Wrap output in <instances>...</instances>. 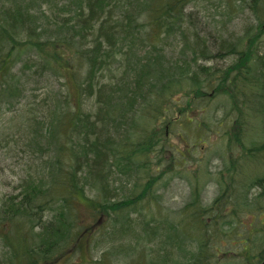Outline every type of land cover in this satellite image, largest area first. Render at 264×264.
I'll return each mask as SVG.
<instances>
[{
	"label": "trees",
	"instance_id": "trees-1",
	"mask_svg": "<svg viewBox=\"0 0 264 264\" xmlns=\"http://www.w3.org/2000/svg\"><path fill=\"white\" fill-rule=\"evenodd\" d=\"M190 1L0 0V109L13 108L48 72L64 79L67 92L55 96L42 121L32 116L26 144L46 157L19 179L14 195L0 198V264H59L98 245L103 250L92 264L127 255L136 264H166L159 246L144 243L180 250L185 237L196 246L184 264L214 263L228 236L241 259L258 264L264 257V0H241L240 11L248 8L253 20L237 33L222 24L213 45L185 13ZM173 37L189 57L167 56L164 43ZM212 58L230 62L222 69L198 64ZM182 85L193 93L191 105L213 87L234 116L218 195L202 205L195 182L177 221L165 228L150 212L159 175H149L147 158L164 148L177 123L191 121L174 98ZM87 98L92 109L83 107ZM129 171L136 179L114 199Z\"/></svg>",
	"mask_w": 264,
	"mask_h": 264
},
{
	"label": "rangeland",
	"instance_id": "rangeland-1",
	"mask_svg": "<svg viewBox=\"0 0 264 264\" xmlns=\"http://www.w3.org/2000/svg\"><path fill=\"white\" fill-rule=\"evenodd\" d=\"M233 3L239 6L233 7ZM241 3V0H191L185 8V13L189 15L196 29L206 36L208 45H213L222 24H226L228 30L237 33L241 30L245 20H253V17L247 12L248 8L245 7L241 10L243 12L240 11V6L243 7ZM163 48L171 60L178 59L184 51L179 40L175 37L167 39ZM212 49L210 47V50ZM139 53H142V51ZM185 53L189 57L190 54L187 51ZM229 62L230 59L212 58L210 61H200L198 64H207L222 69ZM27 73L31 74L30 72ZM70 74L71 71L64 72L66 76L65 84L68 90L71 91V99H75L74 80ZM62 81L64 82L62 77L57 78L48 72L46 77L38 78L32 82L31 86L33 87H28L25 98L19 99L17 103L15 102L13 108L7 110L1 107L0 198L6 194L14 195L18 191L19 179L28 171H32L46 157V154L34 152L26 144V141L29 138L30 127H34L35 124L32 116H36L38 122L42 121V116L46 113L47 107L54 105L55 96H60V99H62L64 95H67L66 87L62 84ZM32 88L33 92H31ZM205 90L206 98L194 99L192 105L188 103L193 93L188 94L189 90L186 85H182V88L174 94L177 105L182 107L181 109L187 110L184 115L190 118L191 121L182 120L185 122L182 124L177 123L175 128L166 134L164 148L162 150L157 148L147 158L151 168L149 175H159L154 186L155 192H153L155 202L152 203L150 212L158 214L161 219L160 224L165 228H169L171 223L177 221L182 207L191 199L195 182L198 183L202 205H209L220 191V185L217 184L216 179L218 172L226 165L225 132L234 114L229 111V102L225 95L218 94L214 96L213 87ZM92 103V98L85 99L83 102L84 109H92ZM29 104L32 105L31 109L32 107L33 109L27 112ZM36 106L38 108L35 110ZM189 106H191L190 110H188ZM199 123L202 126L201 130H197ZM199 135L202 138L195 142ZM142 159L146 158L142 157ZM157 161L160 162L158 166H155ZM135 179L136 177L132 175L131 171L123 173L121 183L117 182L115 185L114 199L121 198L127 191L126 188ZM88 193L91 197L94 196L93 191ZM145 212H148V210ZM82 215L84 216L83 222L90 223L88 215ZM252 219L253 216L249 215L244 219L242 218L246 228H249L248 225ZM98 221L102 222V218H99ZM226 229L224 228V230ZM227 239L223 251L221 247L222 252L220 251L217 254V258L214 257L216 261L212 264H251L252 262H247L238 256L239 246L237 242L231 239L230 236ZM182 241V249L180 250L174 245L160 247L154 241L144 243V247L147 249L159 246L157 257L164 262L163 254L167 255L166 264H184L185 258H188L189 253L194 251L196 242L189 238L186 239V237ZM225 249L232 250L227 254L228 259H224L226 257ZM102 250V245L88 249L87 252L83 248L59 264H92L90 261L96 259ZM234 251H237V253ZM123 258L112 264H136L132 255Z\"/></svg>",
	"mask_w": 264,
	"mask_h": 264
},
{
	"label": "water",
	"instance_id": "water-1",
	"mask_svg": "<svg viewBox=\"0 0 264 264\" xmlns=\"http://www.w3.org/2000/svg\"><path fill=\"white\" fill-rule=\"evenodd\" d=\"M259 264H264V258L260 261Z\"/></svg>",
	"mask_w": 264,
	"mask_h": 264
}]
</instances>
